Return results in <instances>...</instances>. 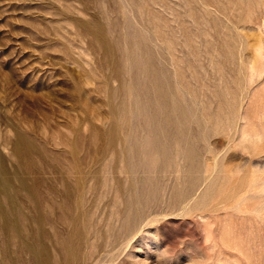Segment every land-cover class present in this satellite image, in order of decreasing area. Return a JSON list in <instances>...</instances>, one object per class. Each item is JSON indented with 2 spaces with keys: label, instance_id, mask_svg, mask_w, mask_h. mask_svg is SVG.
<instances>
[{
  "label": "rangeland",
  "instance_id": "374dc122",
  "mask_svg": "<svg viewBox=\"0 0 264 264\" xmlns=\"http://www.w3.org/2000/svg\"><path fill=\"white\" fill-rule=\"evenodd\" d=\"M41 262L264 264V0H0V264Z\"/></svg>",
  "mask_w": 264,
  "mask_h": 264
},
{
  "label": "bare ground",
  "instance_id": "6f19581e",
  "mask_svg": "<svg viewBox=\"0 0 264 264\" xmlns=\"http://www.w3.org/2000/svg\"><path fill=\"white\" fill-rule=\"evenodd\" d=\"M23 135V134H22ZM22 138V137H21ZM20 141V140H19ZM22 142V140H21ZM24 143V142H23ZM20 153V152H18ZM26 166V165H25ZM27 167V166H26ZM24 169V168H23ZM26 170V168H25ZM18 173V172H17ZM21 174V173H20ZM5 186V185H4ZM4 190V189H3ZM69 197H65V200L61 201L60 203H56L55 201L50 200L49 205H45L42 204V202L40 204H42L41 207V213H42V218H45V213H47L48 211L55 210V209H59V210H63V212H59V217L62 218L63 220H69L70 222H73V227L71 228V230L68 232V234L66 236H64V238L62 239V246H63V251L65 252V254L67 255V259L70 261H74L75 256L77 254V238L79 236V231L77 229L76 226V222L77 219L75 217L70 218V212L69 210H67V201L66 200H70L68 199ZM7 202V201H6ZM38 207V206H37ZM36 207V208H37ZM56 215V214H55ZM59 218V219H60ZM70 218V219H69ZM42 219V220H43ZM44 222V221H42ZM18 230V229H17ZM81 232V231H80ZM10 236V235H9ZM25 236V235H24ZM39 257V256H38ZM36 258V257H35ZM34 258V259H35ZM41 264H44V262H41Z\"/></svg>",
  "mask_w": 264,
  "mask_h": 264
}]
</instances>
